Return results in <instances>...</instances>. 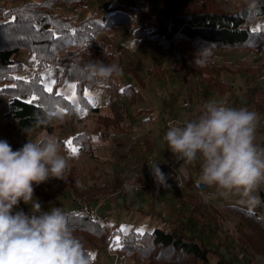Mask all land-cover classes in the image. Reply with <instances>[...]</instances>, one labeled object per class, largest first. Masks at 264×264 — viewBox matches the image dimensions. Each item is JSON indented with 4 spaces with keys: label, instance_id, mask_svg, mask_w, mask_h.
<instances>
[{
    "label": "trees",
    "instance_id": "obj_1",
    "mask_svg": "<svg viewBox=\"0 0 264 264\" xmlns=\"http://www.w3.org/2000/svg\"><path fill=\"white\" fill-rule=\"evenodd\" d=\"M61 9L72 12L65 13ZM85 10L87 14H84ZM263 14L264 0H259L254 9L241 8L235 12L226 11L219 0H138L137 3L113 0L105 13L90 6V0H23L17 5L0 3V93L8 98L5 115L21 128L52 131L51 121L46 117L49 105L54 103L55 109L61 107L70 114L74 112L73 103L59 89L63 81H70L77 85L75 91L79 105L95 114V130H98L100 139H106L107 128L112 129L113 135L122 131L126 113L121 107L124 101L135 104L138 91L134 81L141 87L144 85L140 74L128 68L134 79L132 82L122 85L115 79L105 83L104 87L110 91L106 100L108 114H101L85 95V91L102 87L87 73L85 66L89 61L101 60L106 64L123 66L118 57L121 51L111 50L113 43L108 44L103 37L105 33L111 37L116 26L131 27L137 42L159 47L168 56L179 60V71L185 68L183 57L186 55L189 59L188 75L201 77L206 90L223 96L233 89V84L219 76L218 72L226 70L227 65L216 63L215 52L254 49L264 62V29L255 26L257 18ZM21 50H27L35 58L33 65L37 70L27 77L17 75L23 66L14 57ZM51 70L59 71L61 75L55 78L51 86L53 91L48 92L41 74ZM147 73L166 75L168 67L155 63ZM33 96L37 99L28 103ZM247 96L254 111L264 116V88L261 84L250 83ZM228 103L227 99L219 104L229 107ZM142 111L140 109L138 113ZM8 142L14 151L21 148L15 142ZM72 144L79 151L94 156L90 136L86 132L74 135ZM120 175L115 177L117 186ZM64 178L69 187L77 184L76 171L71 166L67 167ZM131 180L141 182L135 176ZM43 185H34V198L43 202L52 200L61 191L56 187L47 192ZM259 196L260 204L264 205V185ZM180 207L182 211L187 209L178 219H161V225L150 232L144 231L143 235L135 229L121 232L115 227L113 235H109L102 222L83 208L74 206L64 211L68 214L74 236L87 250L91 264L101 252L116 244L115 234L119 235L121 246L115 245L113 250L121 258H137L145 264H210V254L216 255L217 264H233L239 260L227 257L220 247L209 242V237L201 229L198 230L199 227L207 229L213 223L216 225L218 220L212 216L219 210L206 204L197 193L186 195ZM30 208L21 201L14 211L29 213ZM228 208L238 213L252 231V234L240 231L241 252L246 253L248 248L251 255L260 256L264 261V212L260 214L238 205H229ZM144 212L154 215L153 212ZM89 254H94L95 258Z\"/></svg>",
    "mask_w": 264,
    "mask_h": 264
},
{
    "label": "rangeland",
    "instance_id": "obj_2",
    "mask_svg": "<svg viewBox=\"0 0 264 264\" xmlns=\"http://www.w3.org/2000/svg\"><path fill=\"white\" fill-rule=\"evenodd\" d=\"M22 1L23 0H0V3L7 2L8 5H17ZM112 1L113 0H90V6L97 7L100 13H105L108 5ZM128 1L132 3L138 2V0ZM219 1L221 7L229 12H235L238 9L247 8L245 0ZM61 11L65 13L72 12L70 10L67 11L64 9H61ZM83 12L84 14L88 13V11L86 10ZM255 26H260L262 29H264V16H260L259 18H257ZM131 30V27L128 26H116L111 37H109L108 33H105L103 35L108 44L113 43V45L111 46V50L121 51L118 57L123 64V66H121L123 75L116 79L122 85L130 83L134 79L132 78L131 71H128V68L136 71L138 74H140L144 81L143 87H140V85L134 81V84L138 91L137 105L147 108L156 106L153 107V116L159 115L160 108L163 109L164 114V112L169 109L161 102L162 99H164L165 101L168 100V95L165 92V89H162V87L164 86V75H149L147 73V70L152 64L156 63L158 66L165 65L166 67H168L170 72L167 73L166 76L170 78L179 76V60L168 56L159 47L157 48L152 45L141 44L137 42L134 39ZM239 50V53H228V64L232 72L225 73V76L231 75L232 77H229V79L232 83L235 84V88L227 92L230 95H232L236 90L243 91L248 87V85H250V83L252 85L260 86L259 82L257 81V76L261 72V70L264 69L263 59L256 50L243 48H240ZM14 58L23 66L22 70L17 74L19 77H27L31 75L33 71L37 70L33 65V55L27 50H21L15 55ZM183 58L186 60V65L184 70H182L181 72L183 73V75H188L189 59L186 55ZM222 59V57L216 58V63L220 64L223 61L227 63L226 60ZM125 68H127V70ZM172 70L176 75H172ZM218 74H220V72H218ZM41 75L43 78V82L47 88L48 86H52V81H54L55 78L61 74L59 71L51 70L49 72H42ZM183 75H180V77L183 78ZM193 78L196 79L195 84L198 83L202 87L201 89H203L205 85L202 83L201 77L196 76ZM70 84H72V82L70 81H63L60 84L59 89L63 93V95L66 96V98L71 95V92L68 89V85ZM101 86L102 87H99L95 90L88 91L92 94V96L87 97L92 104L95 103V105L99 108L101 114H108L109 109L106 105V100L110 95V91L108 88L104 87L105 83L101 84ZM155 87H157L158 91H155ZM116 99L118 100L119 98ZM70 101L73 103L74 112L70 114L67 110H65L63 113H61V109L63 108L57 107L55 109L57 115L50 120L53 126V130L48 132L47 130L39 128L24 129L19 127L12 118H9L5 115L8 109V98L6 97V95L0 93V140L15 142L22 147L25 143L28 142V140L32 141L41 136H53L58 140L60 144L61 155L67 158L68 166H71L76 171L77 184L74 186L69 187L67 180L59 181L56 178H50L47 182L43 183V187L45 190H47V192L48 190L50 191L51 188L56 189V187L60 188L61 191L58 195H56L52 200L48 202H43V200L38 199L42 205V208H44L45 211H50L52 207H61L63 210L73 208L74 206H78L81 208L85 206L93 208L94 206L105 200L106 204H114L116 203V201H120L121 199H123L121 200L120 205L122 206V203L125 202L129 204L132 198H137L138 194H140L141 191L149 188L152 190L158 189L157 185L148 186L143 185L140 182H133L131 180V173L133 172L131 171L130 166L133 163L128 164L127 162L130 156L132 157L134 156V154L129 149L130 142L128 141L129 139L127 135L129 118L126 117L123 120V130L118 131L114 135L112 133V129L107 128L108 134L106 139L103 140L98 137V130H95V127L97 125L95 114L88 112L83 107H81L78 103L77 98L75 99V101ZM249 104L252 105L251 102H249ZM77 108H79L80 111H77ZM121 108L125 113H128V115H130L131 121L138 128L140 126L142 128L145 126L144 121L135 113L138 107H130L127 104V101H124ZM169 110L173 115H175L173 111H171V109ZM85 111L86 114H84ZM164 129L166 128L164 127ZM81 131L86 132V134L90 136V143L93 146L94 156H90L84 151L79 150L77 154L73 155L69 145H67L66 142L69 140L72 141L73 136ZM113 136H116L117 138H113ZM153 138L154 137L152 136L151 139L153 143H157L156 139L154 140ZM71 146L76 147L75 144H72ZM121 149L122 151H120ZM152 152V149H150L148 155L154 156ZM119 174L122 175H120V182L117 186L115 184V177ZM123 175H127V178H125ZM168 179L170 180V182L172 181L169 177ZM124 182H131L138 185L137 190L129 192L133 193L134 197L131 194L127 193L123 195H117V198L115 199H110L111 194L115 196L116 193L118 194V192L121 191V187ZM171 185L176 188V186H174L173 184ZM182 193L184 192L182 191ZM184 194L187 195V193ZM184 194L175 195V192H173V195H175V201H168L167 205H165L169 208L166 207L164 211H169L176 216H181L182 214H184L185 210L182 211V208L180 207L181 201L185 200L186 195ZM121 196H123L124 198L120 199ZM105 205L100 211L101 216L102 211L105 209ZM254 210L260 214H263L264 205L259 203V206H255ZM124 211L126 210L124 209ZM110 213L111 211L109 210L108 212H106L108 216H110ZM212 217L218 220L216 225L213 223L207 229L199 227L198 230L201 229L209 237V242L213 246L220 247L227 257L239 259L238 261L235 260L233 264H264V261L260 256L250 254V249H245L246 253L241 252V249L239 247L240 231L244 230L246 232H249V234H252V231L245 224V222L242 221V217L238 213L232 211L228 207H223L219 213L216 212ZM105 221L107 222V220ZM127 221L128 223H130L129 226L125 227L121 225V227L123 226L125 228V231H127L128 229H143V231L150 232L156 226H158L157 224H152L153 221L150 217L142 215L138 211H131L129 220ZM110 224L113 227H118V225H116L115 223ZM118 256L119 257L116 264H134L133 261L127 262V260L121 258L119 254ZM113 258L114 256L112 254H109L107 248L104 252H101L99 254L93 264H113ZM209 261L210 264H217L216 255L210 254Z\"/></svg>",
    "mask_w": 264,
    "mask_h": 264
},
{
    "label": "clouds",
    "instance_id": "obj_3",
    "mask_svg": "<svg viewBox=\"0 0 264 264\" xmlns=\"http://www.w3.org/2000/svg\"><path fill=\"white\" fill-rule=\"evenodd\" d=\"M259 0H245L249 10ZM98 84L123 75L118 63L92 60L85 66ZM57 115L49 105L46 117ZM258 113L207 102L193 120L169 127L163 139L170 151L186 165L200 162L199 182L225 194H237L249 206L260 203L264 185V147L256 140ZM68 167L58 140L41 136L13 150L0 140V264H91L80 240L61 207L44 211L34 198V185L50 178L62 179ZM151 167L156 184L168 185V177L158 164ZM30 212L16 210L20 202Z\"/></svg>",
    "mask_w": 264,
    "mask_h": 264
},
{
    "label": "crops",
    "instance_id": "obj_4",
    "mask_svg": "<svg viewBox=\"0 0 264 264\" xmlns=\"http://www.w3.org/2000/svg\"><path fill=\"white\" fill-rule=\"evenodd\" d=\"M227 51L215 52V55H216L215 60L218 57H222L223 58L222 60L227 61V63L225 61L221 62V63L225 62V64L227 65V69L221 70L219 76L224 81L231 82L229 77H232V76L231 75L225 76V73L232 72L228 64L229 63L228 53L229 52L239 53L240 50L236 49V50H227ZM169 72L170 70L168 69V73ZM179 73L181 76L183 75L181 71H179ZM166 75H164V78H163L164 82L162 81L164 83V86L162 87V89H165V92L168 95L167 97L168 100L165 101L164 99H162L161 102L162 104L167 106V108L171 109V111H173L175 116L180 117L184 122H187L188 120L196 119L201 114L203 105L210 101H215L216 103L219 104L223 102L224 100L228 99L229 107L247 108L251 111H254L251 99L247 96V88H245L243 91L236 90L233 92L232 95L227 93L223 96H220L216 94L214 91L212 92L210 90H206L205 86L203 87V89H201L202 87L198 83L195 84L196 79H194L192 76L190 77L187 74L183 75V78H181L180 75L172 77V78ZM172 75H176L173 72V70H172ZM232 84H233V89H234L235 84L234 83ZM263 86L264 85H262V87ZM155 91H158L157 87H155ZM187 100H189L190 105L186 104ZM249 102H251L252 105H250ZM127 104L130 107H133V106L138 107L135 113L145 123V126L143 128L141 126L138 128L131 121L130 115L126 113V117L129 118L128 132H127L128 139H129L128 141L130 142L129 149L134 154V156L132 157L130 156L127 162L128 164L133 163L130 166L131 171L133 172L131 173L132 175L131 178L134 176L138 177L141 180L140 182L141 184L148 185V186L157 185L158 189L152 190L149 188L144 191H141V193L138 194L137 198L134 197L133 193H128L134 197L132 198L129 204L124 202L122 203V206H120L121 200H123L121 198H124L123 196H121L120 201H116V203L114 204L107 203L105 205V209L102 211V216L105 218V220H107V222L115 223L116 225H118V227H115V226L114 227L118 228L119 230L121 229V225L125 227L130 225V223H128L127 220H129V215L131 211H138L140 214L150 217L151 220L153 221V223L152 222L151 223L157 224L158 226L161 225V219H166L170 221H174L175 219H178L180 216H176L169 211H164V209L166 207L169 208L168 206H166L168 201L170 202L175 201L174 197L176 194H184L182 193V191L173 187L169 179H168V185H165L163 187H161L159 184H156L154 181L153 175H152L151 167H150L154 164H158L160 169L167 176L166 170L162 166V159L165 153L167 152V150L169 149L166 141L163 139L165 133L167 132V130L164 129L163 124H162L163 123L162 121L163 109L161 108L159 109L158 116H153V109H154L153 107H156V106H151L148 108L140 107L139 105H137L138 104L137 100L135 101V104L133 105H130L128 102ZM140 109L143 110L142 113H138V110ZM258 121L259 123L256 129L255 142L259 146L264 147V116L258 114ZM152 136L154 137L153 138L154 140L156 139L157 143H153L151 139ZM113 138H117V137L113 136ZM150 149H152L153 151L152 154H154V156L148 155ZM120 151H122V149ZM179 168L187 180H190V179L199 180V177L201 175L199 161H197L196 163H193L192 165H186L184 162H182L179 165ZM127 175H123V176H127ZM262 187L263 185H261V188ZM173 192H175V195H173ZM200 196L203 197L206 204L212 206L213 208L219 211H221L223 207H228L229 205L243 206L247 208L248 210H254V207H255V206H249L237 194L233 193L230 195H225L217 191L215 187H209L207 185H206V190L204 194ZM256 206H259V204H257ZM124 209L126 211H124ZM108 210L111 211L110 216L106 214ZM144 211L153 212L154 215H149L145 213ZM127 231H129V229ZM126 260L127 262L133 261L134 264H145L139 261L137 258L135 259L126 258ZM124 264H127V263H124Z\"/></svg>",
    "mask_w": 264,
    "mask_h": 264
},
{
    "label": "built area",
    "instance_id": "obj_5",
    "mask_svg": "<svg viewBox=\"0 0 264 264\" xmlns=\"http://www.w3.org/2000/svg\"><path fill=\"white\" fill-rule=\"evenodd\" d=\"M262 16H264V14ZM263 77H264V69H262L261 72L257 76V81L261 85H264ZM186 104L190 105L189 100H187ZM163 123H164L166 130L168 131L170 126H172L174 124H182V123H184V121L180 117L173 115L170 112V110L167 109V111L164 112V114H163ZM181 162H182V160H178L176 158V156H174V154L170 151V149L167 150V152L165 153V155L162 159V166L166 170L167 177H169L172 180L171 183L174 186H176V188L183 191L184 193H187V194L197 193L199 195H203L205 190H206V185L201 184L199 182V180H195V179L187 180L185 178V176L183 175V173L180 171L179 165L181 164ZM137 189H138L137 184H133L131 182H124L122 184L121 191L118 192V194L116 193L115 196H113L111 194L110 199L111 198L115 199V198H117V195L127 194V193H129L133 190H137ZM105 202H106V200L100 202L99 204H97L93 208L85 206V207H83V209L86 212L93 215L95 218L99 219L102 222V224L104 225L105 231L109 235H113L114 227L110 223L106 222L105 218L103 216H101V214H100L101 209L106 204ZM117 236H119V235L118 234L114 235L115 238ZM115 245L116 244H114L113 246L108 248L109 254H112L114 256L113 264H116L117 259L119 257L118 254L113 250Z\"/></svg>",
    "mask_w": 264,
    "mask_h": 264
},
{
    "label": "snow or ice",
    "instance_id": "obj_6",
    "mask_svg": "<svg viewBox=\"0 0 264 264\" xmlns=\"http://www.w3.org/2000/svg\"><path fill=\"white\" fill-rule=\"evenodd\" d=\"M34 59H35V58H34ZM16 79H20V78L17 77ZM52 83L54 84L55 81H52ZM76 88H77V85H76L75 83H72V84L68 85V89H69L70 92H71V95H70L69 97H67L68 99H70V100H72V101H75V99H76V91H75ZM46 91H48V92H52L53 89H52L51 86H48V87L46 88ZM121 91H123V89H122ZM85 95H86V96H89V97L92 96V94L89 93L88 91H85ZM36 99H37V97L33 96L32 99H31V100H28L27 102H28V103H32V102H33L34 100H36ZM95 106H96L95 103H93V107H95ZM64 111H65V109H61V113H63ZM77 111H80V109L77 108ZM84 114H86V111H85ZM66 143H67V145H69L72 154H73V155L77 154L78 149H77L76 147H72V146H71V145H72V141L69 140V141H67ZM120 231H121V232H124V231H125V228L122 226L121 229H120ZM137 231H138V233H139L140 235H143V234H144L143 229H139V230H137ZM115 243H116V245H117L118 247L121 246V244H120V237H119V236H117V237L115 238ZM89 255H90L93 259L95 258L94 254H89Z\"/></svg>",
    "mask_w": 264,
    "mask_h": 264
}]
</instances>
